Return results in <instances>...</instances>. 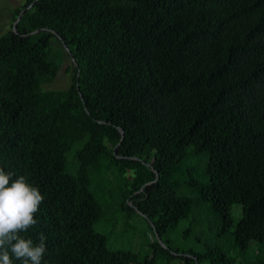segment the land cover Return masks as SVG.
Returning a JSON list of instances; mask_svg holds the SVG:
<instances>
[{
    "label": "trees",
    "instance_id": "1",
    "mask_svg": "<svg viewBox=\"0 0 264 264\" xmlns=\"http://www.w3.org/2000/svg\"><path fill=\"white\" fill-rule=\"evenodd\" d=\"M23 10L0 36V167L44 196L21 233L44 234L42 264H264V0ZM52 42L72 83L43 91L61 63ZM105 202L144 222L145 254L108 248Z\"/></svg>",
    "mask_w": 264,
    "mask_h": 264
},
{
    "label": "clouds",
    "instance_id": "2",
    "mask_svg": "<svg viewBox=\"0 0 264 264\" xmlns=\"http://www.w3.org/2000/svg\"><path fill=\"white\" fill-rule=\"evenodd\" d=\"M14 173L0 167V264H42L46 237L39 234V243L21 233L38 224L36 213L44 200L37 187L24 176L13 179Z\"/></svg>",
    "mask_w": 264,
    "mask_h": 264
},
{
    "label": "rangeland",
    "instance_id": "3",
    "mask_svg": "<svg viewBox=\"0 0 264 264\" xmlns=\"http://www.w3.org/2000/svg\"><path fill=\"white\" fill-rule=\"evenodd\" d=\"M26 2L27 0H0V36L13 28L16 18L14 11L21 9ZM52 46L61 53V63L54 79L50 83L42 85L41 88L43 91L65 90L68 89L72 83V59L67 55L60 44L52 42ZM104 189L108 197L109 195L106 193L108 187L103 185V190ZM113 191L114 188H112L111 192ZM116 205L117 203L105 202V207L103 208L105 213L102 216L104 220L102 219L103 221H101L100 224L95 225L96 230L105 235H108V232H110V235H108V248L110 250L131 251L137 254H145L147 251L146 235H148L146 232V225L140 220L136 213H129L128 223L125 224L119 215L114 214ZM230 214L232 224L234 225L240 215V207L232 206ZM114 220H119L117 226L113 225ZM205 229H202L203 233L208 231L207 228ZM228 231L231 232L232 228L228 229ZM194 237L197 238L196 234H193L191 239L193 240ZM229 255L233 257L234 252L229 251ZM173 264L180 263L175 261Z\"/></svg>",
    "mask_w": 264,
    "mask_h": 264
},
{
    "label": "water",
    "instance_id": "4",
    "mask_svg": "<svg viewBox=\"0 0 264 264\" xmlns=\"http://www.w3.org/2000/svg\"><path fill=\"white\" fill-rule=\"evenodd\" d=\"M32 5V4H31ZM30 5V6H31ZM24 12V10L23 11H21L20 13H19V15L17 16V18H16V20H15V22H14V24H13V29L15 30V26H16V24H17V22L19 21V19H20V17H21V15H22V13ZM38 32V30L37 31H35V32H32V33H30V34H28V35H33V34H35V33H37ZM119 133H120V136L122 137L123 136V132L121 131V130H119ZM159 241V240H158ZM159 243H160V245L161 246H163V244L159 241Z\"/></svg>",
    "mask_w": 264,
    "mask_h": 264
},
{
    "label": "bare ground",
    "instance_id": "5",
    "mask_svg": "<svg viewBox=\"0 0 264 264\" xmlns=\"http://www.w3.org/2000/svg\"><path fill=\"white\" fill-rule=\"evenodd\" d=\"M28 4V3H27Z\"/></svg>",
    "mask_w": 264,
    "mask_h": 264
}]
</instances>
